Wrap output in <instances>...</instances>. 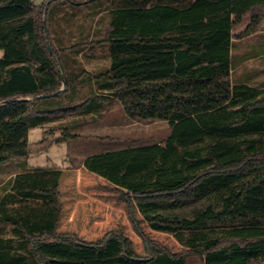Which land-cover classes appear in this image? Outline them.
Listing matches in <instances>:
<instances>
[{
	"label": "trees",
	"instance_id": "trees-1",
	"mask_svg": "<svg viewBox=\"0 0 264 264\" xmlns=\"http://www.w3.org/2000/svg\"><path fill=\"white\" fill-rule=\"evenodd\" d=\"M46 6L0 0V169L18 162L20 170L0 200V264H188L191 255L204 264H264V88L233 85L230 62L235 25L250 16L244 36L256 32L264 0ZM103 45L108 63L92 56L87 70L82 59ZM107 101L132 120L170 126L164 143L83 162L129 206L148 258L119 232L96 242L59 233L63 170L27 166L33 154L90 138L75 132L83 117L101 119ZM35 129L43 140L30 143ZM135 212L185 251L149 240Z\"/></svg>",
	"mask_w": 264,
	"mask_h": 264
},
{
	"label": "rangeland",
	"instance_id": "rangeland-1",
	"mask_svg": "<svg viewBox=\"0 0 264 264\" xmlns=\"http://www.w3.org/2000/svg\"><path fill=\"white\" fill-rule=\"evenodd\" d=\"M44 1L48 3L51 0H36L37 3ZM251 23V17L247 16L242 23L235 25L232 32L233 39L249 41L264 38V21L258 26L256 32L244 36L245 30ZM92 56L96 62L102 63V68H104L110 59L108 46L103 45L82 59L87 70H91L93 67L92 62L88 63ZM87 93V88L82 89L83 96L81 98L85 97ZM81 101L82 99H78L72 105L66 104L67 106H76ZM111 105L112 103L109 101L106 102L105 112L101 119L83 117L86 122L75 133L90 138L55 145L47 152L33 154L29 163L39 166L53 165L66 172L60 187V202L63 210L59 233L74 234L83 241L96 242L102 240L108 233L119 232L131 241L138 257L148 258L144 241L131 222L130 208L122 196L100 177L89 173L81 166L82 161L91 155L162 143L171 130L167 122L132 120L126 115L122 104L118 101L113 106ZM58 135L60 133H57ZM42 138L41 129H35L29 133L30 143L39 142ZM5 169L4 175L18 173V162L11 163ZM133 217L140 224L139 227L149 240L161 245L172 254L185 251L171 235L152 231L138 212H135ZM94 218L101 219L103 224H91L93 223L91 220ZM187 263L204 264V261L197 255H191L188 257Z\"/></svg>",
	"mask_w": 264,
	"mask_h": 264
},
{
	"label": "crops",
	"instance_id": "crops-1",
	"mask_svg": "<svg viewBox=\"0 0 264 264\" xmlns=\"http://www.w3.org/2000/svg\"><path fill=\"white\" fill-rule=\"evenodd\" d=\"M230 62H231V80H232L233 85L244 84V85H247L253 88H264V38H260L259 40L254 39V40H249V41H246V40L235 41L233 39L231 52H230ZM168 136L166 137V139L168 138ZM166 139L162 143H164ZM41 140H43V138ZM29 160L30 158L27 161L28 169L56 168L53 165L52 166L31 165L29 163ZM84 160L82 161L81 167H83ZM5 170L6 169H3V170L0 169V174H3ZM18 173H14L12 175H4V174L0 175V200L4 196V191H3L4 186L7 185L11 179L16 177ZM65 173L66 172L63 171L62 179L64 178ZM62 179H61V183H62ZM61 183H60V187H61ZM107 185L110 186L109 184ZM59 191H61L60 188H59ZM98 201L102 202L101 200H98ZM74 207H75V204H74ZM71 217L70 219H72ZM91 222H93L91 224H96V223L103 224L101 219L94 218L93 220H91Z\"/></svg>",
	"mask_w": 264,
	"mask_h": 264
},
{
	"label": "water",
	"instance_id": "water-1",
	"mask_svg": "<svg viewBox=\"0 0 264 264\" xmlns=\"http://www.w3.org/2000/svg\"><path fill=\"white\" fill-rule=\"evenodd\" d=\"M50 4H51V1L47 3L46 8H48ZM58 94H59V92H56V93H54V94H52V95H47V96H41V97H38V99H43V98H45V97L56 96V95H58Z\"/></svg>",
	"mask_w": 264,
	"mask_h": 264
}]
</instances>
